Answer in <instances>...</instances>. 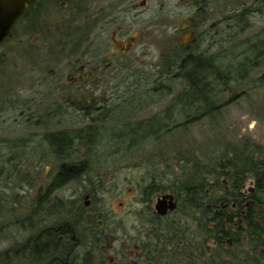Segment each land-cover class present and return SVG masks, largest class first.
Wrapping results in <instances>:
<instances>
[{
    "label": "trees",
    "instance_id": "trees-1",
    "mask_svg": "<svg viewBox=\"0 0 264 264\" xmlns=\"http://www.w3.org/2000/svg\"><path fill=\"white\" fill-rule=\"evenodd\" d=\"M242 31L236 28L235 36ZM44 47L41 57L49 63L52 45ZM172 63L173 81H183L184 87L171 92L169 105L152 117L125 118L119 124L121 109L105 104L103 110L92 112L87 125L45 131L40 136L57 151L59 169L53 183L37 190L31 214L19 222L29 223L41 203L51 202L50 209L59 207L60 216L42 227H31L22 242L0 253L1 264H124L129 260L128 264H264V146L219 138L204 150L187 140L191 125L200 120L219 123L228 105L264 84V70L255 76L264 68V27L243 40L222 42L214 55ZM105 120L116 126L103 129ZM44 123L36 120L32 124L47 127ZM171 138L177 149L168 159ZM105 139L131 151L156 144L167 150L158 160L151 157L141 163L148 169L161 165L163 171L152 173L142 186L138 184L137 224L114 248L118 261L107 258L103 250H107V237L126 227L107 212L88 208L81 196L65 207L63 199L52 195L53 185L59 190L82 178L100 183L99 177L90 176L88 153L97 152ZM35 140L30 135L23 145L29 147ZM22 142L10 141L8 147L19 148ZM81 156L85 159H78ZM159 192L172 194L177 201L175 210L163 216L152 207V198ZM85 193L95 198L94 190Z\"/></svg>",
    "mask_w": 264,
    "mask_h": 264
},
{
    "label": "flooded vegetation",
    "instance_id": "flooded-vegetation-1",
    "mask_svg": "<svg viewBox=\"0 0 264 264\" xmlns=\"http://www.w3.org/2000/svg\"><path fill=\"white\" fill-rule=\"evenodd\" d=\"M20 1L21 12L13 14L9 34L0 43V65L14 59L28 62L33 74L49 72L42 82L58 100L47 104L50 110L39 108L42 115L37 120L48 123L50 132L59 130L48 127L59 125L65 108L82 121L105 104L121 109V119L139 105H162L156 113L161 112L169 105L171 92L184 87L173 81V60L214 55L222 42L247 38L238 36L252 28L253 20L264 22V0ZM7 19H12L11 13H6ZM236 28H244L237 37ZM48 44L53 51L49 63L41 57ZM104 93H112L116 102ZM43 133L29 147L23 145L27 137L16 140H23L19 148L3 144L21 157L33 152L49 158L55 168L53 183L59 169L57 151L42 142ZM52 189L55 197L58 189L54 185Z\"/></svg>",
    "mask_w": 264,
    "mask_h": 264
},
{
    "label": "rangeland",
    "instance_id": "rangeland-1",
    "mask_svg": "<svg viewBox=\"0 0 264 264\" xmlns=\"http://www.w3.org/2000/svg\"><path fill=\"white\" fill-rule=\"evenodd\" d=\"M253 22L252 28L245 30L238 36L239 38L240 36L249 37L253 35L264 25V22L259 19L253 20ZM31 69L32 67L28 62L25 61L23 65L21 60L15 61L14 59L11 61L6 59L0 66V253L22 242L32 231L33 228L31 227H42L44 224L54 222V219H59L60 216L59 207L56 209L54 206V209H50L51 202L41 203L37 212L31 215L29 223L27 221V223L23 222L25 225L20 224L19 220L23 219L25 214H31L37 190L46 188L51 181L55 168L47 157L39 156L33 152H27V157H21L7 150L3 144L30 135L36 138V135L48 131L46 126L37 127L32 123L37 120L38 114L42 115L38 109L45 107L43 109L45 111L49 106L47 104L53 100H58V96L45 86L46 82H42L43 79L49 77V72L44 70L41 73L33 74ZM263 70L264 68L258 71L255 76L260 75ZM182 83V81L177 82L178 85ZM101 95L108 96L107 99L111 101H116L115 98H112V93ZM161 106L154 104H148L143 108L135 106L129 110L130 114L126 113L125 116L132 120L144 119L160 111ZM50 109L49 106L47 110ZM64 113L66 115L60 117L59 125L48 127L50 130L57 128V126L58 129H75L89 124V121H82L70 109L65 108ZM124 119L116 120V122L120 124ZM212 122L213 124L207 120H200L191 125L187 140L188 138L194 140L196 146L199 149L202 147L204 150L210 147V143L214 145L219 138H224L231 143H242L247 140L264 146V84L260 88L250 90L247 95L228 105L223 111L219 123ZM103 123L101 125L103 129L116 126V124L108 123L106 120ZM44 124L48 123L45 122ZM184 138L186 139V136ZM100 144L98 147L94 144L97 148L94 149L97 152L88 153L92 167L90 176L99 177L100 183L91 184V179L82 178L79 181L68 183L59 189L56 195L63 199L65 207L68 206L69 201L81 196L83 202H88L86 205L88 208L91 210L101 209L107 212L113 221H119V225L126 227L124 231H119L116 236H108L106 239L107 250H103L107 258L110 257L112 260L118 261L114 256V248H118L120 239L132 234V226L137 224L135 212L141 208L138 202L139 187L150 178L152 173L158 174V172L163 171L161 165L148 169L141 163L151 157L158 160L160 154L167 152V150L164 151L163 144H156L144 150L134 148L131 151L121 144L108 141V139ZM170 145L171 152L169 153L171 154L169 155L171 156L167 155L169 156L168 159L172 158L175 154L173 150L177 149L172 145V138ZM80 158L85 159L84 156L78 159ZM168 163H172V159ZM250 186L251 183L247 181V187ZM89 190H94V199L91 197L85 199L87 194L85 192ZM165 193L159 192L153 196L152 207H154L156 199ZM62 213L64 212L62 211ZM2 257L0 255V261ZM128 263L130 260L124 264Z\"/></svg>",
    "mask_w": 264,
    "mask_h": 264
},
{
    "label": "water",
    "instance_id": "water-1",
    "mask_svg": "<svg viewBox=\"0 0 264 264\" xmlns=\"http://www.w3.org/2000/svg\"><path fill=\"white\" fill-rule=\"evenodd\" d=\"M21 1L20 0H0V43L9 34L10 26L13 20V14H19ZM6 13L12 14V19L5 21ZM6 22V23H5ZM1 63V57H0ZM88 196H85L87 199ZM86 201V205H87ZM177 201L172 194H163L156 199L154 210L158 215H166L168 212L175 210Z\"/></svg>",
    "mask_w": 264,
    "mask_h": 264
}]
</instances>
